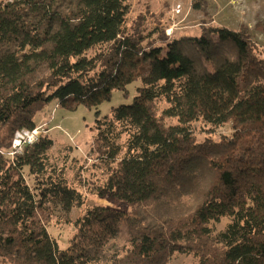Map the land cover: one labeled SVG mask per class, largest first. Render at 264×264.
I'll return each mask as SVG.
<instances>
[{"label":"trees","instance_id":"trees-1","mask_svg":"<svg viewBox=\"0 0 264 264\" xmlns=\"http://www.w3.org/2000/svg\"><path fill=\"white\" fill-rule=\"evenodd\" d=\"M130 1L0 0V264H169L177 252L264 264L261 50L225 26L178 37L127 27ZM138 80L131 103L96 112L95 194L111 206L87 207L62 249L46 222L83 195L51 165V138L10 157L14 134L52 101L97 107ZM226 123L232 134L213 138Z\"/></svg>","mask_w":264,"mask_h":264},{"label":"rangeland","instance_id":"rangeland-1","mask_svg":"<svg viewBox=\"0 0 264 264\" xmlns=\"http://www.w3.org/2000/svg\"><path fill=\"white\" fill-rule=\"evenodd\" d=\"M126 22L130 28L158 27L168 37L199 35L202 28L210 25L245 30L264 57V0H131ZM140 86L138 80L128 84L125 91L113 90L110 99L97 107L80 105L70 111L52 101L35 114L38 134L47 135L53 141L49 150L51 165L62 169L68 183L83 195L81 206L74 207L67 216L54 211L46 222L47 231L62 249L69 246L76 232L74 222L84 215L87 207L96 204L111 206L108 197L95 194L96 185L101 184L105 178L103 171L94 165L96 112L100 115L110 114L112 108L131 103ZM164 106L161 101L158 104L159 110ZM166 121L168 123L172 120ZM194 126L198 127V124ZM231 134L232 130L226 123L212 135L218 139L221 135ZM196 135L199 139L205 136L201 133ZM24 146L18 147L12 139L9 156L21 153ZM23 175L27 183L34 187L28 168L23 169ZM114 206L128 210L125 204ZM229 221L230 218H224L213 223L212 227L215 231L221 230ZM169 264H198V258L177 252L171 256Z\"/></svg>","mask_w":264,"mask_h":264},{"label":"built area","instance_id":"built-area-1","mask_svg":"<svg viewBox=\"0 0 264 264\" xmlns=\"http://www.w3.org/2000/svg\"><path fill=\"white\" fill-rule=\"evenodd\" d=\"M38 137L39 134L36 128L32 130H18L14 134L13 144H18V147L21 145H29L37 141Z\"/></svg>","mask_w":264,"mask_h":264}]
</instances>
